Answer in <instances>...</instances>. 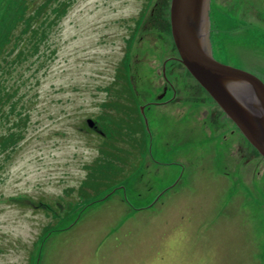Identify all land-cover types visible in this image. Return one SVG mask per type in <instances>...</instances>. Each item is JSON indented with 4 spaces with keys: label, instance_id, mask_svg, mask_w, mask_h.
<instances>
[{
    "label": "rangeland",
    "instance_id": "1",
    "mask_svg": "<svg viewBox=\"0 0 264 264\" xmlns=\"http://www.w3.org/2000/svg\"><path fill=\"white\" fill-rule=\"evenodd\" d=\"M247 2L249 36L224 45L219 32L216 56L264 81V4ZM213 3L226 30L237 2ZM170 4L76 0L37 62L15 65L7 84L29 119L16 145L0 139V264H264V161L169 61ZM164 64L175 99L145 110L148 133L140 106L172 95ZM18 118L0 119V134Z\"/></svg>",
    "mask_w": 264,
    "mask_h": 264
},
{
    "label": "water",
    "instance_id": "2",
    "mask_svg": "<svg viewBox=\"0 0 264 264\" xmlns=\"http://www.w3.org/2000/svg\"><path fill=\"white\" fill-rule=\"evenodd\" d=\"M211 0H171V28L179 60L264 157V81L214 57ZM149 130L144 106L140 107ZM89 127L103 132L92 118Z\"/></svg>",
    "mask_w": 264,
    "mask_h": 264
},
{
    "label": "trees",
    "instance_id": "3",
    "mask_svg": "<svg viewBox=\"0 0 264 264\" xmlns=\"http://www.w3.org/2000/svg\"><path fill=\"white\" fill-rule=\"evenodd\" d=\"M4 1V9H0V17L5 18L9 14L6 18L10 17V19L0 29V119L5 122V120H10L11 115H19V118L14 120V127L0 134L1 144L6 149V147L16 145L25 136L22 124L29 119V114H23L24 106L18 109L20 98L15 97L20 87L7 84L8 79L12 76L16 64L30 62L31 58L41 53L54 28L60 25L61 20L69 13L70 6L76 0ZM14 52V57L9 59L8 57ZM31 62L36 63L37 61ZM42 64L43 62L37 68ZM124 75L126 76V71ZM128 81H130L128 85L131 86V94L136 93L137 89L133 87V81L130 79ZM96 123L106 135L105 130L108 129L99 120H96ZM116 185L117 183H113L110 187Z\"/></svg>",
    "mask_w": 264,
    "mask_h": 264
},
{
    "label": "flooded vegetation",
    "instance_id": "4",
    "mask_svg": "<svg viewBox=\"0 0 264 264\" xmlns=\"http://www.w3.org/2000/svg\"><path fill=\"white\" fill-rule=\"evenodd\" d=\"M232 1L237 2V3H234V4L231 3V5L228 6L229 9L227 11H224V14H225L224 20L223 19H220L221 21L224 22V26L226 27V30H224L222 28L219 29V27L215 26L216 24L213 22V18H214L213 8H215V5L213 3V0L210 1L211 6H210V9H209V16H210V32H209V38H211V47L213 49L214 57L217 60H219V59L216 56V51L218 49H217V40H216V37L215 36L219 32H221V31L223 32L222 35H223V37H225L224 38V45H225V44H227V40L230 41L231 39L234 38L235 35H240V36L245 35V36H249V32L252 30V28H250V25L251 26L254 25L253 19L251 20L250 18H248V16L249 15H251V16L254 15L253 8H256V7H252V9H250V8L248 9L247 8V5H248L247 0H232ZM260 1H261L260 4L263 5L264 4V0H260ZM244 6H246V9L242 10V7H244ZM219 9H221V8H219ZM222 12H223V9H222ZM257 12H258V10H257ZM257 12H256V16L258 17L259 14ZM237 21L240 22L239 25H235V23ZM241 31H243V32H241ZM171 38L173 39V37H172V28H171ZM172 43H173L174 47H176L175 40L174 39L172 40ZM177 53H178L177 55L171 56L169 61L179 62L184 67L186 73H189L188 70H187V68H185L184 64L179 60V51ZM219 61H222V62L227 63L229 65H234L235 67H238V68H241V69L242 68L243 69L245 68V67L239 66L237 63L234 64L233 62H228V61L223 60L221 58H220ZM166 69H167V64H164L163 74H164V77L166 78V81H167L166 89H165V94L167 95L169 92H172V95L169 97L170 100H167V101L164 100V101L148 102V103L142 105V106H144V109L145 110L146 109H150L153 105H157V104H160V103L167 104L168 101L173 102V100L175 99V96H174L175 95V88H174L173 85H171L170 80L168 79V74L166 72ZM254 74H255V72H254ZM170 102H168V103H170ZM142 106H140V107H142ZM221 111L224 113L223 109H221ZM143 120H144V116H143ZM219 122H220V120H214V121H212L210 123V125H211L210 126V129L214 128V125L216 126V123L219 125ZM223 122H226V123L231 122V123H233L232 124L233 129L231 130L232 134L233 135L234 134H238V135L241 136L242 132H241L240 128H238L237 125L235 124V122H233L229 117H227V119H224ZM146 126H147V124L145 123V130H146V132L149 133L150 131L148 130V128ZM223 136H225V134ZM253 150H254L253 152L256 155H260L262 157L263 161H264V157L260 154V152L258 150H256L254 147H253ZM263 166H264V164H263ZM182 177L183 176L180 175V177H179L178 180H180V178H182Z\"/></svg>",
    "mask_w": 264,
    "mask_h": 264
},
{
    "label": "bare ground",
    "instance_id": "5",
    "mask_svg": "<svg viewBox=\"0 0 264 264\" xmlns=\"http://www.w3.org/2000/svg\"><path fill=\"white\" fill-rule=\"evenodd\" d=\"M171 5V4H170ZM209 15V14H208ZM185 66V65H184ZM185 68H187V67H185ZM188 70V69H187ZM188 72H189V70H188ZM190 73V72H189ZM192 75V74H191ZM193 76V75H192ZM245 137V136H244ZM247 139V138H246ZM248 141H249V139H248ZM250 142V141H249ZM251 143V142H250ZM252 144V143H251ZM254 147V146H253ZM255 148V147H254ZM256 149V148H255ZM257 150V149H256Z\"/></svg>",
    "mask_w": 264,
    "mask_h": 264
}]
</instances>
